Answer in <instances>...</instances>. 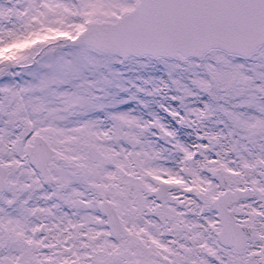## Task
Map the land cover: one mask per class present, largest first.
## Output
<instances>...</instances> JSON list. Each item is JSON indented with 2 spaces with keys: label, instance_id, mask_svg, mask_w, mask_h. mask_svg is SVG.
<instances>
[{
  "label": "snow or ice",
  "instance_id": "snow-or-ice-1",
  "mask_svg": "<svg viewBox=\"0 0 264 264\" xmlns=\"http://www.w3.org/2000/svg\"><path fill=\"white\" fill-rule=\"evenodd\" d=\"M0 264H264V0H0Z\"/></svg>",
  "mask_w": 264,
  "mask_h": 264
},
{
  "label": "rangeland",
  "instance_id": "rangeland-1",
  "mask_svg": "<svg viewBox=\"0 0 264 264\" xmlns=\"http://www.w3.org/2000/svg\"><path fill=\"white\" fill-rule=\"evenodd\" d=\"M153 107H154V105H153ZM182 136H183L184 139H187L188 138L187 135H186V133H183V132H182Z\"/></svg>",
  "mask_w": 264,
  "mask_h": 264
}]
</instances>
